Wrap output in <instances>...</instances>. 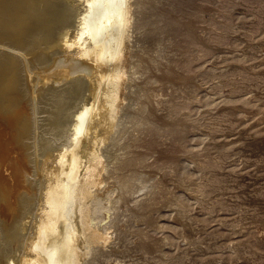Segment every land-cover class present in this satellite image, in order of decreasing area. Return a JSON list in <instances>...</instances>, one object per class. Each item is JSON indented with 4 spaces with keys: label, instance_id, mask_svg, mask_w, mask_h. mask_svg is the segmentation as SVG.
<instances>
[{
    "label": "bare ground",
    "instance_id": "1",
    "mask_svg": "<svg viewBox=\"0 0 264 264\" xmlns=\"http://www.w3.org/2000/svg\"><path fill=\"white\" fill-rule=\"evenodd\" d=\"M233 1L0 0V264H107L118 242V255L133 248L129 218L144 224L131 226L134 248L183 263L186 251L170 259L168 236L151 228L167 206L191 221L186 199L166 191L211 197L222 185L224 149V158L200 156L187 143L203 83L194 63L229 43L220 31ZM240 1L264 12V0ZM238 68L220 77L252 83ZM183 155L213 173L207 183L187 173ZM221 195L205 202L229 206Z\"/></svg>",
    "mask_w": 264,
    "mask_h": 264
},
{
    "label": "rangeland",
    "instance_id": "2",
    "mask_svg": "<svg viewBox=\"0 0 264 264\" xmlns=\"http://www.w3.org/2000/svg\"><path fill=\"white\" fill-rule=\"evenodd\" d=\"M235 2L238 0H234L229 9L230 15L233 16L232 24L230 23L232 27L230 25L220 31L223 35H227L229 43L218 46L213 54L206 55L204 59L200 58V63H194V66L200 69L199 75L203 74L199 77L203 83L201 91L199 89V93L197 92L198 101L193 102V109H191L193 110L191 118L193 117L192 120L197 122L199 128L189 134V144L187 143L189 149L196 150V155L202 156L205 148L207 152L212 149L211 154L208 152L212 157L224 158L226 155L221 162L223 164L218 168L222 172L218 169L219 172L216 171L218 176L221 173L219 177L223 180L222 185L212 190L213 198L209 193H205L204 198L205 195L200 194V196L186 187L166 191L170 197L177 192L176 194L181 198L186 199L184 201L190 206L191 223L184 220L186 224L182 223L180 218L173 215L172 207L167 206L156 212L157 220H160L161 224L160 229L151 228L152 232L157 231L155 234L158 237L168 236V243L164 244L163 249L164 252L167 251L165 254L170 259L186 251L185 256L179 259L183 260L182 264H264V81L261 82L264 80V17H262L264 12L256 11L244 1L238 2L239 4ZM248 8L253 10L250 11ZM207 33L203 35L209 36ZM197 57L196 62L199 59ZM234 65L237 68L240 66L241 68L238 69L246 73L249 72L252 79L254 77L253 84H245L241 78L228 84L220 77L221 74L236 68ZM213 74L215 76L212 77ZM234 87H238L237 90H234ZM220 112H230L228 118L224 119V121L227 120L226 123L222 121L224 124L216 121ZM210 121L215 122L216 126ZM205 124L208 126H204ZM213 126L215 128L211 130ZM48 134L49 131L44 128L43 136ZM202 148L204 150L200 152ZM181 158L182 167L188 174L194 176L199 183L205 184L209 181L213 173L203 171L200 174L202 171L194 162L195 159L188 155H183ZM201 175H203L202 178ZM172 191L174 193H171ZM138 194L135 196H141L143 192ZM219 195L228 202L229 206L222 207V205L214 204L212 208L211 203L207 204L208 201L211 202V198L214 200L220 197ZM120 211L123 212L124 209ZM130 220L133 223H128ZM135 221L134 218H129L125 223L126 227L133 231L134 228L137 229V226L144 225L142 222L140 224V221ZM130 231L127 234L129 235L127 244L133 246L132 250L124 254L126 257L118 255L124 249L121 246L123 244H120L123 242H118L117 253L115 251V257L113 255L107 264H161L158 262L156 253L144 255L139 248H134L140 243L141 236L135 230L133 233Z\"/></svg>",
    "mask_w": 264,
    "mask_h": 264
}]
</instances>
